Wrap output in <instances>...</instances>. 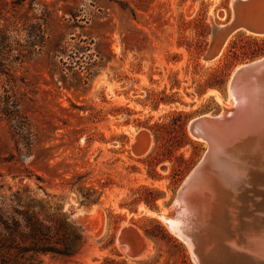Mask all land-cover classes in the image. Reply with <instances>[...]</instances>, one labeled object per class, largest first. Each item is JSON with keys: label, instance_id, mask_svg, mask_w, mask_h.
<instances>
[{"label": "rangeland", "instance_id": "obj_1", "mask_svg": "<svg viewBox=\"0 0 264 264\" xmlns=\"http://www.w3.org/2000/svg\"><path fill=\"white\" fill-rule=\"evenodd\" d=\"M231 2L0 0V207L83 237L73 257L14 264H196L163 218L207 149L190 123L222 113L234 72L264 58V35L244 29L217 46ZM225 65V89L207 87ZM250 190L246 212L262 215L264 184Z\"/></svg>", "mask_w": 264, "mask_h": 264}, {"label": "water", "instance_id": "obj_2", "mask_svg": "<svg viewBox=\"0 0 264 264\" xmlns=\"http://www.w3.org/2000/svg\"><path fill=\"white\" fill-rule=\"evenodd\" d=\"M255 1L236 0L234 6L237 9L238 6L245 7ZM242 22L244 25L248 24L253 33L264 32V29L255 25L250 26L244 17ZM243 24L240 23L239 27L243 28ZM263 87L264 58H261L245 64L234 72L230 81V96L234 97L236 104L233 110L224 109L225 113L215 116L203 115L190 123L192 136L204 141L207 149L177 194L174 200L176 210L170 215L168 225L189 247L196 264H264V247L260 249L258 245L264 242V220L253 221L257 218L254 215H251L250 221L242 216L231 218L225 216L224 218L229 222H226L221 229H217L215 214L211 212L206 214L202 211L198 215L195 212L192 215H185L181 213L182 207L180 209L181 205L196 198L199 187L214 176L225 156L221 154L230 152L232 144L224 142L228 141L227 133H238L240 130L247 133L254 131L252 123L249 124V122L254 120L256 112L258 116L262 115L259 112L261 104L258 103L261 100V94H258L257 99H253V106L256 107L254 114L249 111L248 102L243 104V96L249 95L248 92L250 95L257 94ZM239 224H242L240 226L242 228L235 230ZM219 234H221L220 237ZM123 241L128 242V236L124 235ZM222 248L229 250L230 255L220 256L219 251Z\"/></svg>", "mask_w": 264, "mask_h": 264}, {"label": "bare ground", "instance_id": "obj_3", "mask_svg": "<svg viewBox=\"0 0 264 264\" xmlns=\"http://www.w3.org/2000/svg\"><path fill=\"white\" fill-rule=\"evenodd\" d=\"M235 2L236 0H232V2L230 3V5L234 8H235L234 6ZM243 17L250 23V26L255 25L256 27L264 29V0H256L251 5H247L245 7L238 6L237 9L235 8L233 12V19H234L233 22L225 26L217 27L216 35H215V42L217 43V46L219 45V47L220 46L222 47L223 44H225L226 38L235 29H244L250 33H253L248 24L247 25L243 24L242 22ZM240 23L244 25L243 28L239 27ZM260 35H264V32L263 33L261 32ZM248 93L249 95L243 96L244 97L243 104L247 102H248L247 104H250L249 111L252 112V114H254L256 111V107L253 106L254 103L253 99L255 98L257 99L258 94H261V98H260L261 100L258 103L261 104L259 108V112H261L262 115L258 116V112H256V115L253 117L254 120L252 122H249V124L252 123L251 125L253 126L252 128L254 131L252 132L250 131L249 133H247L245 131L240 130L238 133H229V132L227 133L228 141H224V142H230L232 145L230 147L229 153L221 154L222 156L225 155L221 166L215 172L214 176H212L207 180L206 184L201 185L199 187L198 189L199 192L197 193L196 198H194L191 202H187L186 204L180 206V209L182 207L181 213L185 215H192L194 214V212L196 213V215H198L202 211H204V213L206 214H208L209 212L215 214L217 216L215 222L217 229L218 228L221 229L224 226V224H226V222H229L226 218H224L225 216H228L230 218L242 216L245 218V220L250 221L249 218L251 217V215L246 212V209L248 207L246 206V203L249 201V203L251 204V201L247 200L248 195L246 196V194L249 191H251L250 189L256 186H260L261 184H264V115H263L264 87L257 94L253 93L254 95L253 94L250 95V92ZM229 102L230 103L228 104L227 107L226 106L223 107H225L226 110L231 111L235 108L236 105L234 97H231ZM226 110L223 111V113H225ZM262 116L263 118H261ZM143 141L141 143H143ZM147 143L149 142H146V144ZM143 148L142 149L138 148V149L142 151ZM141 153L139 152L138 154ZM259 203H260L259 209L260 211H262L261 213L262 215H255V217L257 218H255V220L253 221L264 220V201H261ZM174 210H176L175 206H173L169 212H167L166 210H165L166 212L164 211L163 218L167 223L169 222V217L174 212ZM241 225L242 224L237 225L235 230H240L242 228L240 227ZM95 230L98 231V229ZM220 236L221 234H219V237ZM136 244H137V240H136ZM258 245L261 249L264 247V242L262 241ZM142 247L141 250H143ZM145 254L146 253H144V255ZM219 254L220 256L223 255L224 257H226L227 255H230V251L225 248H222L219 251ZM137 255L136 257H138ZM133 258L135 259V257Z\"/></svg>", "mask_w": 264, "mask_h": 264}, {"label": "trees", "instance_id": "obj_4", "mask_svg": "<svg viewBox=\"0 0 264 264\" xmlns=\"http://www.w3.org/2000/svg\"><path fill=\"white\" fill-rule=\"evenodd\" d=\"M227 76L225 65L212 73V82L210 79L206 86L223 91L227 84ZM202 93L203 91H198L199 95ZM177 116L182 117L181 114H177ZM179 122L181 121L179 120ZM181 125L184 127L185 122H181ZM180 144L181 147H186L188 145H193L194 141L190 138L188 133L184 132ZM151 157V166H156L164 160L155 158L153 155H151ZM179 160L184 166L183 168L179 167L181 168L178 170L180 174L184 171L185 174H188L195 165L194 161L186 160L183 156H181ZM183 169L184 171L182 172ZM78 192L83 205L90 206L94 203V201L90 199L91 195L89 194V190H86L84 187H78ZM154 222L162 228L157 221ZM145 232L147 236H151L148 230H145ZM167 236L174 243L180 245L178 240L170 234H167ZM82 247L83 237L76 232L67 234L62 226L53 227L43 222L36 221L33 218H26L21 222L14 219L13 216L7 211H3L0 207V263L2 264H7L12 259L13 264L15 262L17 263L16 260L23 259L24 256H27L28 259L36 260L35 257L46 254L70 258L79 253ZM112 262H114V260L109 258L106 259V263ZM183 264L191 263L184 261Z\"/></svg>", "mask_w": 264, "mask_h": 264}]
</instances>
